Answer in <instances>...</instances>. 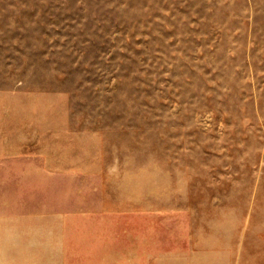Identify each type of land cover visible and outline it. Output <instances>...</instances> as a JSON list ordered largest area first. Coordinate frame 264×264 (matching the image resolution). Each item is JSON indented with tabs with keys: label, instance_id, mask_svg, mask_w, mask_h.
Here are the masks:
<instances>
[{
	"label": "rangeland",
	"instance_id": "374dc122",
	"mask_svg": "<svg viewBox=\"0 0 264 264\" xmlns=\"http://www.w3.org/2000/svg\"><path fill=\"white\" fill-rule=\"evenodd\" d=\"M0 264H264V0H0Z\"/></svg>",
	"mask_w": 264,
	"mask_h": 264
}]
</instances>
